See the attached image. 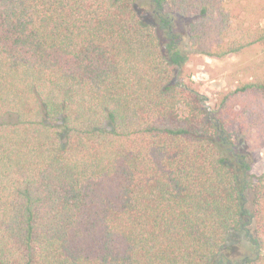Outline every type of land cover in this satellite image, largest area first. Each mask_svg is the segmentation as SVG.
I'll return each mask as SVG.
<instances>
[{"label":"trees","instance_id":"16d2710c","mask_svg":"<svg viewBox=\"0 0 264 264\" xmlns=\"http://www.w3.org/2000/svg\"><path fill=\"white\" fill-rule=\"evenodd\" d=\"M263 143L264 0H0V264H264Z\"/></svg>","mask_w":264,"mask_h":264},{"label":"rangeland","instance_id":"374dc122","mask_svg":"<svg viewBox=\"0 0 264 264\" xmlns=\"http://www.w3.org/2000/svg\"><path fill=\"white\" fill-rule=\"evenodd\" d=\"M236 58L219 60L215 58L191 57L184 67L183 77L201 85V89L207 96L208 106H213L216 96L220 91H226L233 86L230 76ZM252 170L255 175L264 172V143L252 154ZM236 254L232 257L237 260L243 252L249 251V246H236Z\"/></svg>","mask_w":264,"mask_h":264}]
</instances>
